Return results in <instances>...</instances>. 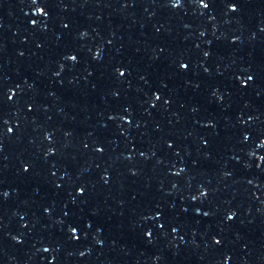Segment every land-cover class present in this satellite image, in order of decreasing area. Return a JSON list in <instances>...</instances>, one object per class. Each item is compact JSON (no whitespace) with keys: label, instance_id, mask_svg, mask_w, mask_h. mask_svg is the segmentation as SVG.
<instances>
[{"label":"snow or ice","instance_id":"6c2138e0","mask_svg":"<svg viewBox=\"0 0 264 264\" xmlns=\"http://www.w3.org/2000/svg\"><path fill=\"white\" fill-rule=\"evenodd\" d=\"M73 59H74V57H73Z\"/></svg>","mask_w":264,"mask_h":264}]
</instances>
